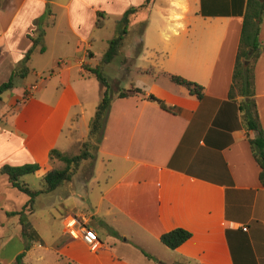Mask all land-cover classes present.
<instances>
[{
	"label": "crops",
	"instance_id": "0c3cea01",
	"mask_svg": "<svg viewBox=\"0 0 264 264\" xmlns=\"http://www.w3.org/2000/svg\"><path fill=\"white\" fill-rule=\"evenodd\" d=\"M143 2L0 0V84L20 67L33 44L31 38L37 37L42 25H55L51 4L63 9L74 36L73 42L71 38L67 41L72 42V51L59 52L57 65L54 59L50 67L30 66L29 73L35 75L33 83L0 95V167L37 163L40 169L35 173L42 177L55 161L49 159L51 149L67 152L73 144L87 139V108L94 110L104 92L91 71L101 66V51L94 45L104 41L96 32L97 12L120 17L128 7ZM245 3L199 0L196 15L190 17L188 0H178L166 23V32L174 37L172 44L166 52L156 51L159 58L153 55L154 47L144 56L149 62L156 59L159 67H136V72L144 73L147 79L128 81L130 86L142 88L143 95L118 98L116 92L123 88L120 73L109 70L108 75L105 65L101 67L109 82L118 85L112 90L92 174L81 181L72 177L60 194L58 187L36 197L32 210L23 216L31 236L22 234L20 216L10 215L21 210L29 197L19 196L18 207L8 206L14 205L13 196L19 191L0 174V264L15 262L26 238L30 239L28 251H54L63 264H234L232 246L239 264H264V186L248 142L255 132L236 129L228 145H221L214 136L209 140L211 145L205 140L220 105L227 99ZM137 16L136 21L143 12H137ZM43 34L46 36L45 31ZM165 36L170 37L169 33ZM259 37L263 50L254 66V97L264 131V15ZM37 52L40 45L32 55ZM45 70H50L49 77L36 81ZM169 74L202 85V98L172 82ZM33 84L29 95L21 96V90ZM149 94L176 107V113L147 100ZM201 147L205 149L190 173L187 169ZM97 162L109 175L92 205L91 185L99 184L98 176L93 175ZM21 180L25 182L26 178ZM43 195L48 209L57 206L56 199L64 208L59 244L43 241L30 220ZM69 216L83 218L87 227L95 230V249L68 232L65 218ZM175 228L186 229L191 236L172 250L161 243L160 236ZM243 232L250 244L239 240ZM12 240L16 250L7 257L2 250Z\"/></svg>",
	"mask_w": 264,
	"mask_h": 264
},
{
	"label": "trees",
	"instance_id": "16d2710c",
	"mask_svg": "<svg viewBox=\"0 0 264 264\" xmlns=\"http://www.w3.org/2000/svg\"><path fill=\"white\" fill-rule=\"evenodd\" d=\"M154 0H144L139 6L128 7L121 17L116 22V36L110 40L109 47L104 54V61L110 62L112 58L121 52V47L124 44L123 36L128 33V28L137 23L143 27L146 24L148 10ZM143 12V16L136 21L137 12ZM264 15V0H246L244 11L242 14V25L239 37V44L236 51L235 62L232 72V81L228 90L227 99L222 102L216 113L205 136L206 143L211 145L210 138H218L221 145H228L232 142L231 132L236 129H245L247 131H254L255 137L248 138L251 153L260 167L259 180L264 186V131L261 126L260 117L255 101L254 89V66L262 53L263 45L260 40V25ZM104 25L103 14L97 12L96 28H102ZM43 32H40L37 37H32L33 42L31 48L24 54L22 63L17 70H14L10 77L0 84V95L10 90L13 87V79L16 76L25 78L30 72V62L34 49L40 45V52L45 51L42 44ZM121 46V47H120ZM247 61V64L244 62ZM100 85L104 88L103 95L99 100L93 117L88 123L87 139L82 143L81 151L69 156L65 152L58 149H51L49 151L50 160H58L63 163V167H52L41 177L42 188L32 189L30 186L21 180L25 175L34 174L40 169L37 163H26L22 165L4 164L0 167V174L5 175L10 185L19 192L26 194L29 198L22 206L21 210L10 212V215H19L20 224L22 226V234L31 236L29 226L25 222L23 216L25 212H29L33 208V204L38 195L55 190L62 186L67 181H70L73 174L77 170L81 161L94 158L92 151H97L103 137V130L107 114L112 102L111 83L108 78L104 76L99 68L91 70ZM170 80L178 85L185 86L191 94L196 95L198 99L203 96V86L185 79L176 74L168 75ZM27 89V88H26ZM142 88L131 84L127 89L120 88L116 92L118 98H128L137 95H143ZM27 91H23L22 96H26ZM149 101L156 102L160 108L176 113V107L167 105L163 100L155 97L152 94L146 96ZM219 136V137H215ZM205 147H201L197 152L195 158L190 163L187 171L192 172L196 159L199 158L201 152ZM225 172L228 175L226 165ZM229 180V177L227 178ZM242 232V231H241ZM191 236V233L183 228H175L164 232L160 236V241L169 249H176L181 244L186 242ZM243 243H249V237L243 232L242 237H239ZM147 257L152 258L150 254L144 253ZM232 255L234 264H239L235 257V251L232 246ZM24 252L18 254L15 258L16 264H25L22 259ZM184 264V263H177Z\"/></svg>",
	"mask_w": 264,
	"mask_h": 264
},
{
	"label": "rangeland",
	"instance_id": "374dc122",
	"mask_svg": "<svg viewBox=\"0 0 264 264\" xmlns=\"http://www.w3.org/2000/svg\"><path fill=\"white\" fill-rule=\"evenodd\" d=\"M57 2H65L67 0H55ZM178 0H154L153 3L150 6V9L148 11V20L146 24L141 27L140 23H137L135 25H131L128 28V33L123 36L122 41L124 40V44L121 47V52L119 55H115L110 62L104 61V54L106 53L109 42L111 39H113L117 32V20L121 17H117L115 15H103V21H104V27L99 28L96 30V32L101 35V37L104 38L103 42L96 43L94 45V49L96 51H101L100 65L97 68L102 69L106 68L105 73L109 75L112 71L113 73H120L119 81L121 79L120 87L127 88L130 85L128 84L129 79L137 80H146L144 73H137L136 67L142 66V67H148L149 65L152 66V68L155 70L159 67V63L156 61V59L153 60V62H149V59H144L146 54H150V47H154L155 50H152L153 55L156 56V58H159L160 53L158 52H166L169 48V45L172 44L174 37L172 36L171 32L168 31V27L166 26V23L168 22V15L169 13L174 9V6ZM190 11L188 12V16H194L196 15L198 6H199V0H188ZM52 13L54 14L55 25L54 26H47L45 24L41 27V32L45 31L44 36V45H45V51L44 52H37L34 55H32V61H31V67H43L47 66L50 67V63L53 64L55 59V64L57 65L58 59L55 58L58 57V53L61 54H67L72 51V42L74 40V36L71 34V30L69 29L66 18L64 15V11L61 7H58L56 5H52L50 7ZM140 16V15H138ZM198 20H203L199 18ZM204 22V21H203ZM214 24H217V21H213ZM171 26L172 24H168ZM161 31H165L164 33H160ZM169 33V38H166V34ZM72 39V42L69 44L67 41L69 39ZM146 46H148L146 49ZM150 56V55H149ZM155 58V57H154ZM107 65V66H106ZM102 67V68H101ZM19 68V67H18ZM17 68V69H18ZM108 68V69H107ZM16 69V70H17ZM110 70V71H109ZM129 74L127 75V73ZM103 73V72H102ZM104 74V73H103ZM50 75V70H45L40 76L36 78V81L40 80H46ZM104 76L108 78L105 74ZM6 81V80H5ZM35 81V75L31 72L27 75L25 79L16 76L13 79V87L6 91V94L15 93L20 90V88L23 87V84H30ZM116 83V82H115ZM114 82L111 83L113 86L111 87V93L112 90H116V86L118 83L115 84ZM27 87H24L21 92L26 90ZM22 94V93H21ZM22 96V95H21ZM95 109L90 110V108H87V114L88 119H91L94 115ZM84 142V141H83ZM79 142L76 144H73V146L65 152L69 156L78 154L82 149V143ZM96 151H92L93 154H95ZM94 163V158H89L86 160L81 161L79 164L77 170L73 174L72 177H74L76 180L81 181V179H87L92 174V166ZM53 167H63V163L55 160L52 164ZM95 177L98 176L99 184L93 183L91 186L90 191V198H91V204L94 205V201L96 197H98L99 192L102 191L105 179L109 175V171L105 170L101 163L97 162L96 169L93 174ZM24 178H26L25 182L30 186L32 189H39L42 187L41 183V176L38 173L25 175ZM64 190V184L59 187L57 194L62 193ZM19 196L26 197L27 195L23 193L16 192V197L12 199L14 202V205L11 203H8L7 205L10 207H18L19 205ZM44 195L39 197L38 201V208L35 213H33L30 216V220L33 221L36 229H38L39 234L43 241L47 243H60L62 240L61 236V229H62V214L64 211L63 206L60 205L59 199H56L55 202L57 206L54 208L48 209L46 205L43 204L45 202ZM28 212V211H27ZM26 212V213H27ZM1 213V211H0ZM5 236V235H2ZM4 239V238H3ZM57 245V244H55ZM30 248V239H25V244L23 246V252L25 253L22 261L25 264H63L62 260H59L58 254L54 251H44L43 249H36L35 251H28ZM16 250V244L15 241L12 240L9 242L7 247H4L2 250V254L4 253L7 257H10L14 251ZM44 252V253H42ZM124 253V252H123ZM125 253H128L126 250ZM124 253V254H125ZM41 255H44L42 258H40ZM4 258V257H2ZM6 259V258H5ZM8 259V258H7ZM6 261V260H5ZM3 264H10V263H3ZM11 264H16L15 262H12Z\"/></svg>",
	"mask_w": 264,
	"mask_h": 264
},
{
	"label": "built area",
	"instance_id": "2783aa9c",
	"mask_svg": "<svg viewBox=\"0 0 264 264\" xmlns=\"http://www.w3.org/2000/svg\"><path fill=\"white\" fill-rule=\"evenodd\" d=\"M34 88V84L29 86V88L26 89L27 95H29V92ZM65 225L68 228V232L72 233L73 236L81 239L92 249L96 248L98 244V237L94 229L87 227L86 220L76 216H69L65 218ZM242 229L247 230V227L243 226Z\"/></svg>",
	"mask_w": 264,
	"mask_h": 264
},
{
	"label": "water",
	"instance_id": "95a60500",
	"mask_svg": "<svg viewBox=\"0 0 264 264\" xmlns=\"http://www.w3.org/2000/svg\"><path fill=\"white\" fill-rule=\"evenodd\" d=\"M244 63L247 64V61H245Z\"/></svg>",
	"mask_w": 264,
	"mask_h": 264
}]
</instances>
